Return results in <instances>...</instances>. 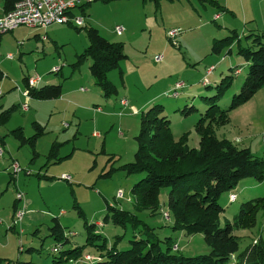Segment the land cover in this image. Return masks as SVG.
Returning <instances> with one entry per match:
<instances>
[{"label": "rangeland", "instance_id": "1", "mask_svg": "<svg viewBox=\"0 0 264 264\" xmlns=\"http://www.w3.org/2000/svg\"><path fill=\"white\" fill-rule=\"evenodd\" d=\"M218 2L224 6L220 12L209 4L202 7L197 0H160L158 7L151 0L106 3L96 0L85 5L86 15L77 9V16L83 17L84 25L93 26L107 40L124 45L126 58L120 62L122 74L118 69L107 73L117 90L110 96H104L94 83L89 59L77 67L72 66L76 61L75 53L82 52L88 44L81 25L62 23L57 46L53 38L52 41L35 42L34 33L30 31L33 29L25 26L0 34V112L13 104L18 105L8 120L0 123V136L5 142L0 145L1 258L29 264H55L62 253H54L52 248L61 244L64 251L83 245L85 223L102 222L106 214L105 201L131 212L139 222L135 229L129 224L122 227L111 222L96 227L108 242L121 235L118 249L128 248V240L134 237L155 236L161 241L171 237L178 245L177 254L194 256L208 252L202 234L187 236L184 231H173L172 218L163 217L162 212L168 210V188L159 192L158 212L150 214L149 210H138L131 188L144 173L127 175L121 166L134 159L135 136L140 129L142 113L161 108V114L170 121L174 138L185 133L188 146L197 148L199 139L194 124L207 107L205 98L214 95V86L230 74V68L239 69V73L234 74L231 88L217 105L227 109L231 97L239 92L248 65L237 54L236 40L239 39L242 46H251L252 40L246 36L264 33V0ZM116 25L122 27L119 34L114 31ZM170 29L178 32L173 41L167 34ZM232 29L238 38L220 53L212 52L213 39L231 35ZM19 51L23 52L20 57ZM8 53L14 58L8 59ZM158 54L163 59L155 62L154 56ZM210 66L214 69L207 73ZM24 75L42 78L38 85L54 78L53 84L60 83L64 95L52 100L25 97L22 94ZM204 79L208 80L209 87L202 85ZM180 82L182 87L174 97V86ZM121 98L127 102L125 107L120 104ZM24 103L26 111L22 110ZM228 116L226 125L215 128L216 136L233 142L238 148H249L254 156L264 159V85L247 101L233 106ZM34 120L45 131L36 141V156L28 143L19 145L11 133L22 127L25 136L32 135ZM55 143L59 144L56 155L61 159L58 161L48 156ZM12 162L18 163L19 172L9 173ZM109 169H112L111 175H103ZM37 174L51 178H41ZM62 175H68L69 180L60 179ZM118 191L122 192L121 197H117ZM231 192L236 194L233 202L229 201ZM19 194L22 200L17 201ZM262 196L264 181L259 183L253 178L240 181L235 189L218 199L223 208L220 225L230 220L243 202ZM14 200L16 208H22L25 213L12 230ZM53 217L58 218L68 242L64 239L58 242L50 236ZM143 223L154 228L152 232L146 230ZM239 232L240 249L258 235L264 239V215L259 212L256 225ZM160 245L165 248L164 243ZM84 252L97 255L92 246L86 247Z\"/></svg>", "mask_w": 264, "mask_h": 264}, {"label": "trees", "instance_id": "2", "mask_svg": "<svg viewBox=\"0 0 264 264\" xmlns=\"http://www.w3.org/2000/svg\"><path fill=\"white\" fill-rule=\"evenodd\" d=\"M15 1L3 0L4 12L12 8ZM101 1L106 3L115 0ZM151 1L158 7L160 0ZM191 1L187 0V2ZM197 1L201 5L214 6L219 12L223 10V6L216 0ZM89 3L81 4L77 9L86 15L84 9ZM69 15L73 16L72 11ZM81 26L85 31L88 44L76 55V61L72 66L77 67L84 60L89 59L90 75L94 83L103 91V95L116 94L117 90L107 78V73L118 69L120 75L122 74L120 62L126 58L123 43L107 40L93 26L84 24ZM230 32L232 34L224 38L213 39L212 52L220 53L223 47L231 45L238 38L235 29ZM246 38L252 40L251 46H242L239 39L236 40V46L237 54L248 65V72L239 92L231 97L227 109H221L217 101L231 88L237 68H230V74L222 77L214 86V95L205 98L207 107L194 124V130L199 139L198 147L188 146L185 133L177 139L174 138L170 131V121L161 114V108L149 109L142 113L140 118V129L135 136L137 149L134 159L121 166L127 175L144 173V177L131 188L134 204L138 210L146 209L150 211V214L158 212L160 210L159 192L162 188H168L166 199L168 210L164 212L168 214V218L169 216L172 218L171 229L184 231L187 236L202 234L208 252L194 256L177 254L178 245L171 237H165L161 241L155 236L134 237L128 240V248L118 249L121 235L116 236L113 242H108L106 236L96 230V227L111 222L122 227L129 224L135 229L139 222L131 212L111 206L105 201L106 214L102 222L85 223L86 238L83 245L64 251L60 248L61 244H56L52 248V252L61 251L62 253L55 264L64 262L72 264H264V239L261 235L252 238L243 249H240L241 236L237 233L239 230L252 229L256 225V216L259 212L264 215V196L243 202L230 220H225L223 225L219 222L223 208L218 203V199L223 193L232 191L240 181L246 178H253L259 183L264 181V159L254 156L249 148H238L233 142L218 138L215 134V128L228 123L230 109L247 101L260 86L264 85V33H249ZM1 77L0 72V79ZM22 81L24 90L27 92L25 97L52 100L62 95L60 83L31 85L30 78L26 75L23 76ZM208 83V80L207 83L202 81L205 87H209ZM17 107V104H13L1 111L0 123L7 121L11 111ZM191 109L195 110L190 107ZM32 127L35 132L30 136L24 135L22 127L13 129L11 133L19 141V145L28 143L33 154L36 155L35 142L45 134V131L36 121L32 122ZM58 146V143L53 144L48 154L55 161L61 159L56 155ZM111 173L112 169H109L103 175L110 176ZM37 176L51 178L46 175L37 174ZM16 200L13 202L14 212ZM51 220L53 224L50 226V236L58 242L63 239L68 242L63 235L64 228L58 218L53 217ZM142 225L151 232L154 229L145 223ZM13 227L14 225L10 226L12 230ZM160 242L164 243V249ZM174 245H176L175 249ZM91 246L97 255L84 252L86 247ZM86 255L89 256L88 259L85 258ZM0 264H29V262L0 257Z\"/></svg>", "mask_w": 264, "mask_h": 264}, {"label": "built area", "instance_id": "3", "mask_svg": "<svg viewBox=\"0 0 264 264\" xmlns=\"http://www.w3.org/2000/svg\"><path fill=\"white\" fill-rule=\"evenodd\" d=\"M93 0H16L12 8L8 11L4 12L0 17V34L4 32H11L17 29L19 26H25L29 28H40L46 29L50 25L53 24H62L66 22H75L77 25L83 24L82 16H71L69 12L73 9L77 8L79 5L92 2ZM218 15H215L214 18H217ZM114 31L119 34L122 31V27L116 25L114 27ZM168 37L172 40L178 32L175 29H170L167 31ZM173 41V40H172ZM8 59L13 58V54H7ZM163 59L162 55H155L154 61L160 62ZM214 66H210L207 70V73L213 70ZM57 71V68H54ZM40 79L38 77L30 78V84L35 85L38 83ZM203 83H207V80L204 79ZM182 86L181 83H176L173 89V96H178V89ZM22 94L27 96V92L25 90L22 91ZM1 95V91H0ZM120 104L122 106H126L127 102L125 99H120ZM22 110H27V104L24 103L22 105ZM264 136V135H263ZM0 155H2V149H0ZM9 170L11 173L19 172L20 166L17 162H12L10 164ZM60 179L69 180L68 175H62ZM122 192H117V197H121ZM236 199V195L234 193L229 194V201L233 202ZM17 200H22V195L19 194ZM25 211L21 208H16L14 212V222L13 225L17 222H20L24 216ZM163 217L168 219V214L163 212ZM22 230L20 229V232ZM255 241V240H254ZM176 245H174V249ZM86 259L89 258L88 255L85 256Z\"/></svg>", "mask_w": 264, "mask_h": 264}, {"label": "crops", "instance_id": "4", "mask_svg": "<svg viewBox=\"0 0 264 264\" xmlns=\"http://www.w3.org/2000/svg\"><path fill=\"white\" fill-rule=\"evenodd\" d=\"M217 1V3L219 4V5H221V6H223L222 4H220L219 2H218V0H216ZM203 6H205V5H202V7ZM224 7V6H223ZM217 12V11H216ZM219 12V11H218ZM3 13H4V8H3V0H0V17L3 15ZM72 14H73V16H76L77 15V8H75V9H73L72 10ZM216 14V13H215ZM218 18V17H217ZM217 18H215V19H217ZM84 20H85V16H84ZM70 22H68L67 24H69ZM72 24V23H71ZM54 26H56V27H54ZM20 27H23V26H19L17 29H19ZM62 27H63V24H53V25H51V26H49V27H47L46 29H40V28H30V29H33V30H30V31H32L31 33H34V40H35V42H38V41H41V42H45V41H47V40H51L52 38H53V41L52 42H54L55 43V45L57 46V43H56V41H57V34L58 33H60L61 31H62ZM27 28H29V27H27ZM17 29H15V30H17ZM44 32V34H41V33H43ZM29 34H30V32H29ZM51 37V38H50ZM21 44V43H20ZM38 44V43H37ZM36 47H37V45H36ZM82 51V50H81ZM23 53V52H22ZM20 51H19V57H20V54H22ZM77 53L78 52H76L75 53V56L77 55ZM13 58H14V55H13ZM12 58V59H13ZM52 67H56V65L55 66H51V68ZM0 72L2 73V71L0 70ZM239 73V69L237 70V74ZM25 76V75H24ZM27 76V75H26ZM2 78V77H1ZM42 80V78L40 79V81ZM46 84H53L54 83V78L53 79H51V80H47L46 82H45ZM181 83V82H180ZM182 84V83H181ZM40 85V84H39ZM38 85V86H39ZM64 94H63V90H62V95H61V97L63 96ZM61 97H59V99L61 98ZM121 99H124V98H121ZM28 110V109H27ZM34 121H36V120H34ZM33 121V122H34ZM37 122V121H36ZM23 129V128H22ZM5 144V142H4V139H3V137L2 136H0V145L1 146H3ZM35 144H36V142H35ZM35 147V146H34ZM35 151V150H34ZM36 152V151H35ZM36 155H38V153L36 152ZM36 155H34V156H36ZM39 177V176H38ZM12 208H13V204H12ZM98 223H100V222H96V224H98ZM240 232H242V231H240ZM240 232H239V234H240ZM259 236V235H258ZM258 236H256V237H254V238H257Z\"/></svg>", "mask_w": 264, "mask_h": 264}, {"label": "bare ground", "instance_id": "5", "mask_svg": "<svg viewBox=\"0 0 264 264\" xmlns=\"http://www.w3.org/2000/svg\"><path fill=\"white\" fill-rule=\"evenodd\" d=\"M18 201V200H17ZM11 229V228H10Z\"/></svg>", "mask_w": 264, "mask_h": 264}]
</instances>
